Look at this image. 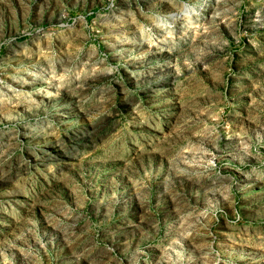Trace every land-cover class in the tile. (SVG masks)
<instances>
[{"label": "rangeland", "instance_id": "374dc122", "mask_svg": "<svg viewBox=\"0 0 264 264\" xmlns=\"http://www.w3.org/2000/svg\"><path fill=\"white\" fill-rule=\"evenodd\" d=\"M0 264H264V0H0Z\"/></svg>", "mask_w": 264, "mask_h": 264}, {"label": "bare ground", "instance_id": "6f19581e", "mask_svg": "<svg viewBox=\"0 0 264 264\" xmlns=\"http://www.w3.org/2000/svg\"><path fill=\"white\" fill-rule=\"evenodd\" d=\"M117 25V24H116Z\"/></svg>", "mask_w": 264, "mask_h": 264}]
</instances>
